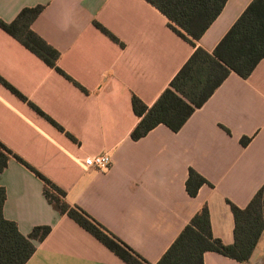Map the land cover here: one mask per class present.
Returning a JSON list of instances; mask_svg holds the SVG:
<instances>
[{"label":"crops","instance_id":"crops-1","mask_svg":"<svg viewBox=\"0 0 264 264\" xmlns=\"http://www.w3.org/2000/svg\"><path fill=\"white\" fill-rule=\"evenodd\" d=\"M250 2L226 0L195 46L212 52ZM35 5L43 9L31 28L59 52L57 66L71 80L0 29V77L26 99L0 82V142L149 264L203 204L212 234L232 243L228 202L242 208L264 184V60L246 78L228 74L178 131L158 124L132 140L139 117L131 96L151 106L195 46L146 0H0V19L10 22ZM244 136L247 144L240 142ZM98 154L110 158L107 168L88 166ZM190 168L207 180L194 196L185 189ZM0 186L3 215L22 234L36 225L51 227L25 264H126L54 210L41 179L15 158L0 172ZM203 262L264 264V232L245 263L212 251Z\"/></svg>","mask_w":264,"mask_h":264},{"label":"trees","instance_id":"trees-1","mask_svg":"<svg viewBox=\"0 0 264 264\" xmlns=\"http://www.w3.org/2000/svg\"><path fill=\"white\" fill-rule=\"evenodd\" d=\"M146 1L166 16L169 20L168 26L178 36L193 46L216 19L226 2V0ZM42 9V5L24 7L12 21L5 22L0 19V29L46 65L55 68L71 80L57 66L59 52L31 28L32 22ZM94 25L113 38V35L98 22L94 21ZM261 60H264V0H251L212 52L200 46L194 47L193 52L151 106L145 105L138 96H131L132 111L139 120L130 131V138L138 140L158 124L178 131L192 112L211 96L228 74L234 72L241 78H246ZM0 82L19 98L26 100L1 77ZM28 104L53 126L63 130L37 106L31 102ZM65 133L74 140L69 133ZM248 141V137L240 138L242 144H247ZM10 158H15L41 179L44 198L60 215L68 216L126 264H149L139 253L81 207L68 204L62 188L0 142V172L7 166ZM206 182L202 175L190 168L185 189L190 196H194L199 187ZM4 200L5 189L0 186V264H25L36 249L35 243L42 241L49 234L51 227L36 225L27 235L22 234L16 222L4 217L2 211ZM228 203L233 216L232 243L225 244L212 234L208 208L203 204L155 264H204L203 254L207 251L219 253L241 263L247 262L260 235L264 232V184L246 206L240 208Z\"/></svg>","mask_w":264,"mask_h":264},{"label":"built area","instance_id":"built-area-1","mask_svg":"<svg viewBox=\"0 0 264 264\" xmlns=\"http://www.w3.org/2000/svg\"><path fill=\"white\" fill-rule=\"evenodd\" d=\"M110 164V158L106 154H98L89 157L88 166L97 170L105 169Z\"/></svg>","mask_w":264,"mask_h":264}]
</instances>
